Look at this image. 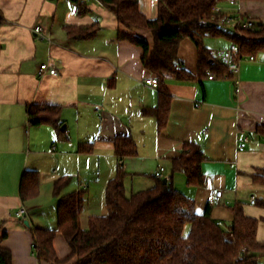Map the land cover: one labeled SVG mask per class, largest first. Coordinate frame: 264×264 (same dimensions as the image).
I'll list each match as a JSON object with an SVG mask.
<instances>
[{
    "label": "crops",
    "instance_id": "0c3cea01",
    "mask_svg": "<svg viewBox=\"0 0 264 264\" xmlns=\"http://www.w3.org/2000/svg\"><path fill=\"white\" fill-rule=\"evenodd\" d=\"M82 1L87 9L83 15L73 0H0V224L8 233L2 246L12 253L13 264H53L38 260L31 229L57 227V179L76 171L78 190L87 192L82 225L83 218L88 222L100 211L120 164L114 148L117 136H131L138 147L136 157L122 160L126 193L128 187L133 194L154 187L159 177L171 178L175 189L194 200L198 213L211 205L213 219L225 229L233 224L231 208L237 203L249 217L264 219V208L259 206L264 187L252 180L264 170V134L257 131L264 126V54L255 61L244 60L237 75L208 70L198 81L168 77L171 107L168 122L159 131L156 117L145 115L160 102L159 90L146 85L156 75L142 64L140 47L118 40L123 31L153 48L152 34L120 25L100 0ZM158 1L138 0L150 19L158 15ZM222 6L256 25L264 24V0ZM92 25L100 28L92 39L74 40L67 34V27ZM38 26L45 31L43 38L34 32ZM216 41L213 49L204 40L213 54L233 44L226 38ZM179 58L187 71L197 74L192 41L181 43ZM48 62L59 76H38L41 65ZM31 105L60 109L62 139L53 124L31 122L27 111ZM187 143L199 145L204 153L202 186L189 185L184 173L172 176V161ZM80 145L92 146V151L80 153ZM91 161L99 166L91 169ZM26 171L37 172L40 194L24 202L20 186ZM96 180L98 184L92 183ZM210 184L223 191L222 198L212 201ZM71 191L64 188L62 194ZM22 206L27 215L19 219L16 213ZM258 239L264 240L263 223ZM54 247L60 260L71 253L61 233ZM67 264H76V259Z\"/></svg>",
    "mask_w": 264,
    "mask_h": 264
},
{
    "label": "trees",
    "instance_id": "16d2710c",
    "mask_svg": "<svg viewBox=\"0 0 264 264\" xmlns=\"http://www.w3.org/2000/svg\"><path fill=\"white\" fill-rule=\"evenodd\" d=\"M79 14L87 12L82 0H73ZM229 0H159L158 15L148 18L140 9L138 0H100L117 18L118 23L129 30L142 29L152 34L153 48L144 40L120 31L119 41H128L143 50L142 64L156 75L160 102L156 108L147 109L146 116H154L158 129L168 122L171 95L166 85L168 77L182 81H198L208 70L227 72L214 59L206 47L207 37L226 38L239 45L242 56L258 57L264 54V24L255 29H242L238 35L218 28L213 22V9ZM67 34L74 40L94 38L100 28L67 27ZM244 35L245 37H242ZM192 41L197 48L198 72L196 75L184 68L179 58L180 45ZM213 63V64H212ZM34 125L50 123L58 129L62 139L60 109L56 106L27 108ZM258 133L264 134V126ZM115 155L120 161L116 176L108 183L105 192L107 213L90 216L87 228L83 227L81 214L85 205V190L62 194L68 178L54 183V196L58 198L57 227L55 229L34 227L31 229L34 251L38 260L53 264H260L264 256V240L258 239L264 219L249 217L242 203L233 206V224L230 229L219 225L212 217L213 208L198 213L194 200L174 188L172 179H156L154 187L126 193L122 160L136 157L138 147L131 136H117L114 141ZM92 146L80 145L79 152L86 154ZM204 153L197 144L184 145L182 155L172 161V176L184 173L189 185H204L202 162ZM253 182L264 187V170L252 177ZM40 194V178L37 172L26 171L21 179L20 195L24 202ZM264 208V201H259ZM58 233L66 238L71 253L58 258L54 239ZM8 233L0 224V264H13L12 253L2 246Z\"/></svg>",
    "mask_w": 264,
    "mask_h": 264
},
{
    "label": "built area",
    "instance_id": "2783aa9c",
    "mask_svg": "<svg viewBox=\"0 0 264 264\" xmlns=\"http://www.w3.org/2000/svg\"><path fill=\"white\" fill-rule=\"evenodd\" d=\"M237 0H229L228 4L230 6L236 5ZM213 18L212 22L220 29L225 31H233L236 32L238 35L241 33L240 30L242 29H255L257 27L256 23L247 17H245L240 12H231L227 9H225L222 4H218L213 9ZM34 32L36 35L40 37H44L45 31L42 27L38 26L35 28ZM242 37H245L244 35H241ZM214 59L216 62H218L220 65L225 67L231 74H239L241 70V63L244 60L247 61H255L256 57L254 56H242L241 50L239 45L233 43L230 47L222 50H218L214 53ZM47 75L52 76H59V72L57 69L53 68L51 64L44 63L41 65L38 76L41 78H44ZM209 79H213V77H210ZM146 85L149 87H152L154 89H158L159 81L157 77H152L146 81ZM247 142L248 139H245ZM164 172V169L161 168L159 171V176ZM209 190L212 193V201L217 198L223 197V191L216 189L212 184L208 185ZM251 202L253 204L256 203L255 199H252ZM27 215V210L24 206H22L19 211L16 213V217L21 219L25 218ZM222 226V224H219Z\"/></svg>",
    "mask_w": 264,
    "mask_h": 264
},
{
    "label": "rangeland",
    "instance_id": "374dc122",
    "mask_svg": "<svg viewBox=\"0 0 264 264\" xmlns=\"http://www.w3.org/2000/svg\"><path fill=\"white\" fill-rule=\"evenodd\" d=\"M217 40V38H213V37H207L206 39H205V42H206V44L208 45V46H211L213 49H215L214 47H216V45L215 44H213L214 42H218V41H216ZM219 40H222V39H219ZM90 168L91 169H94L95 167H97V166H99V162H95V161H91L90 162ZM115 169L117 170V163H116V165H115ZM72 173H68V175L67 176H63L64 178H68V183H67V185H66V187L65 188H67V189H69V190H72L71 192H69V193H73V192H76V191H78V175H76V171L74 170V171H71ZM116 173V172H115ZM114 173V174H115ZM117 174V173H116ZM116 174H115V176H116ZM58 180V179H57ZM92 180V179H91ZM93 180H95V179H93ZM77 182V183H76ZM92 183H94V184H98L97 183V180L95 181V182H92ZM101 183H102V181H101ZM188 183V182H187ZM76 189V190H75ZM44 193H46V192H44ZM98 196V191L96 192V194H95V196H94V198H96V199H98L97 198V196ZM127 195L130 197L131 195H132V191H131V187H128V190H127ZM58 199V198H57ZM99 202L100 201H96L95 202V204H99ZM103 203L105 204V200H104V202H102V206H101V209L99 208V210L100 211H95V215L94 216H102V215H105L106 213H107V210H106V206L105 205H103ZM58 205V204H57ZM87 218L85 217V218H83V226L85 227V228H87Z\"/></svg>",
    "mask_w": 264,
    "mask_h": 264
},
{
    "label": "water",
    "instance_id": "95a60500",
    "mask_svg": "<svg viewBox=\"0 0 264 264\" xmlns=\"http://www.w3.org/2000/svg\"><path fill=\"white\" fill-rule=\"evenodd\" d=\"M64 128L66 129V126H64ZM164 183L167 184L168 183V179H164Z\"/></svg>",
    "mask_w": 264,
    "mask_h": 264
}]
</instances>
